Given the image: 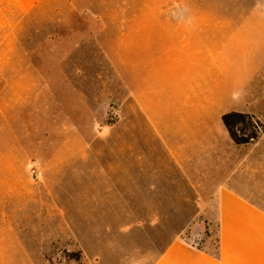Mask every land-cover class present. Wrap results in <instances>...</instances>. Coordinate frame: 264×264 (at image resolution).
<instances>
[{
    "label": "rangeland",
    "instance_id": "1",
    "mask_svg": "<svg viewBox=\"0 0 264 264\" xmlns=\"http://www.w3.org/2000/svg\"><path fill=\"white\" fill-rule=\"evenodd\" d=\"M234 1L38 0L22 10L0 0V264L156 258L164 237L129 219L128 184H97L111 127L128 115L130 39L189 19L198 3L224 19ZM178 4L190 12H167ZM167 225L171 241L180 225ZM180 237L216 250L217 230L202 221Z\"/></svg>",
    "mask_w": 264,
    "mask_h": 264
},
{
    "label": "crops",
    "instance_id": "2",
    "mask_svg": "<svg viewBox=\"0 0 264 264\" xmlns=\"http://www.w3.org/2000/svg\"><path fill=\"white\" fill-rule=\"evenodd\" d=\"M192 7L131 37L128 115L111 127L97 184H128L129 219L164 237L153 261L128 264H264V131L236 145L221 121L238 112L264 126V0L222 6L224 19ZM170 220L180 225L171 241ZM196 221L216 228L217 257L180 237Z\"/></svg>",
    "mask_w": 264,
    "mask_h": 264
},
{
    "label": "trees",
    "instance_id": "3",
    "mask_svg": "<svg viewBox=\"0 0 264 264\" xmlns=\"http://www.w3.org/2000/svg\"><path fill=\"white\" fill-rule=\"evenodd\" d=\"M221 121L228 132L230 139L236 145L250 143L256 140L264 131V126L262 124H260L252 115L245 113L229 112L222 115ZM209 253L214 257L218 256V237L216 240L215 252Z\"/></svg>",
    "mask_w": 264,
    "mask_h": 264
}]
</instances>
